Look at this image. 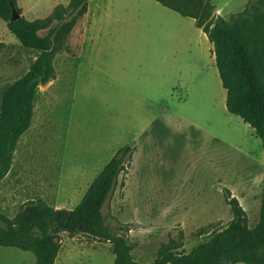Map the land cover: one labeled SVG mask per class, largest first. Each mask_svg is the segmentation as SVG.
I'll return each instance as SVG.
<instances>
[{"label": "rangeland", "instance_id": "rangeland-1", "mask_svg": "<svg viewBox=\"0 0 264 264\" xmlns=\"http://www.w3.org/2000/svg\"><path fill=\"white\" fill-rule=\"evenodd\" d=\"M85 18L54 55V79L36 92L29 129L0 182V213L29 201L74 209L113 154L133 147L102 214L114 235L149 264L183 233L188 253L231 221L223 189L253 228L264 188V153L252 129L225 109L211 44L195 26L154 0H88ZM69 0H16L28 22ZM229 21L248 0H209ZM0 101L36 59L0 21ZM210 56H214L210 50ZM108 244L61 235L55 264H113ZM32 254L0 247V264H34Z\"/></svg>", "mask_w": 264, "mask_h": 264}, {"label": "trees", "instance_id": "trees-1", "mask_svg": "<svg viewBox=\"0 0 264 264\" xmlns=\"http://www.w3.org/2000/svg\"><path fill=\"white\" fill-rule=\"evenodd\" d=\"M183 18L194 20L213 47L214 61L226 111L253 130L264 150V0H248L242 12L229 21L214 15L209 0H154ZM88 0H69L42 20L20 17L10 22L12 11L20 14L16 0H0V21L26 50L36 53L27 72L2 94L0 101V182L9 173L20 137L29 129L33 104L40 86L54 79L52 60L71 31L85 18ZM3 44L0 43V50ZM133 147L118 149L88 186L79 204L71 210L54 209L42 200L24 203L12 218L0 213V247L28 252L34 264H55L61 235L83 236L108 244L113 264H145L132 259L133 245L124 235H114L105 223L102 209L118 177L128 170ZM223 199L232 216L218 231L200 228L207 239L188 253L183 233L159 246L149 264H264V188L258 221L253 228L238 200L223 189Z\"/></svg>", "mask_w": 264, "mask_h": 264}, {"label": "crops", "instance_id": "crops-1", "mask_svg": "<svg viewBox=\"0 0 264 264\" xmlns=\"http://www.w3.org/2000/svg\"><path fill=\"white\" fill-rule=\"evenodd\" d=\"M199 30V29H198ZM200 32H201V30H199ZM203 34V33H202ZM204 35V34H203ZM212 46V45H211ZM213 50V47L212 48H210L209 47V50H208V56H209V58L210 59H214V56H210V50ZM214 63H215V61H214ZM216 67V66H215ZM218 74V73H217ZM219 78V77H218ZM220 84H221V82H220ZM222 87V86H221ZM223 89V88H222ZM224 90V89H223ZM225 91V90H224ZM235 117H237V116H235ZM239 118V117H238ZM253 131V130H252ZM254 133V132H253ZM264 151V150H263ZM261 160L263 161V163H264V153L263 154H261Z\"/></svg>", "mask_w": 264, "mask_h": 264}, {"label": "water", "instance_id": "water-1", "mask_svg": "<svg viewBox=\"0 0 264 264\" xmlns=\"http://www.w3.org/2000/svg\"><path fill=\"white\" fill-rule=\"evenodd\" d=\"M20 14H18L15 10L12 11V15L10 18V22H15L16 20H18L20 18Z\"/></svg>", "mask_w": 264, "mask_h": 264}]
</instances>
